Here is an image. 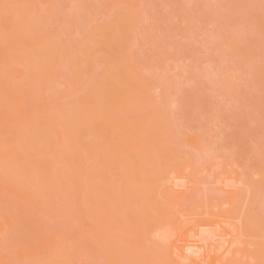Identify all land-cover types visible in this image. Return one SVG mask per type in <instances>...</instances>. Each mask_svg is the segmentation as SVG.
Instances as JSON below:
<instances>
[{
    "label": "rangeland",
    "instance_id": "1",
    "mask_svg": "<svg viewBox=\"0 0 264 264\" xmlns=\"http://www.w3.org/2000/svg\"><path fill=\"white\" fill-rule=\"evenodd\" d=\"M28 4L31 12L23 34L30 41L56 43L60 49L50 77L30 78L16 89L23 103L67 107L86 96L109 66L120 65L125 75L133 69L127 75L143 93L135 104L140 113L135 114L163 111L167 128L157 138L159 149L179 153L190 164L178 178L172 175L163 184L159 209L169 219L180 218L186 239L193 240L197 231L208 238L211 253L201 264H257L238 251L216 258L227 246L217 234L239 226L244 215L255 217V242L264 244V0H28ZM127 10L134 16L122 28L119 21ZM7 22L0 19V32L9 31ZM108 34L118 36L112 47L101 42ZM8 114L17 121L15 114ZM12 127L0 114V133ZM90 138L86 136V141ZM109 182L105 188L114 183ZM103 187L101 192L114 195ZM114 201L120 216L136 223L133 209L119 198ZM49 202L51 217L0 192V264H31L57 242L76 236L79 213L62 194ZM203 220L217 224L205 230L199 227ZM116 231L136 250L134 237ZM235 236L233 248L242 250L249 241L242 244ZM72 260L105 264L83 242L77 243Z\"/></svg>",
    "mask_w": 264,
    "mask_h": 264
},
{
    "label": "bare ground",
    "instance_id": "2",
    "mask_svg": "<svg viewBox=\"0 0 264 264\" xmlns=\"http://www.w3.org/2000/svg\"><path fill=\"white\" fill-rule=\"evenodd\" d=\"M128 10L121 15L122 28L134 16ZM30 12L28 0H0V19H6L10 26L9 31L0 32V114L13 124L0 133V192L17 197L48 217L53 216L52 196L62 194L79 213L81 224L74 238L57 242L31 264H74L73 250L81 242L95 249L105 264L204 263L211 253L208 238L197 231L193 240L186 239L180 218L169 219L159 209L165 195L163 184L172 175L178 178L190 165L189 160L159 149L157 138L167 128L163 111L157 109L155 115L142 114L144 117L135 114L140 113L135 104L143 93L129 72L125 75L118 64L109 66L86 96L67 107H29L17 96L16 89L30 78L50 77L59 56L56 43L30 41L23 34ZM109 34L103 35L101 42L112 47L118 36ZM8 111L16 115V122ZM109 181H114L108 186L113 196L111 191L108 196L101 192L104 184V190H109L105 188ZM118 198L124 207L133 209L136 223L120 216L114 201ZM97 218L101 220L98 224L102 222L99 226ZM254 218L244 215L239 226L217 234L227 246H220L224 250L216 259L238 251L264 264V244L255 242ZM123 222L129 228L122 226ZM214 222L203 220L199 227L205 229ZM116 230L134 237L136 250L120 240ZM233 233L242 244L248 239L242 250L233 248Z\"/></svg>",
    "mask_w": 264,
    "mask_h": 264
}]
</instances>
